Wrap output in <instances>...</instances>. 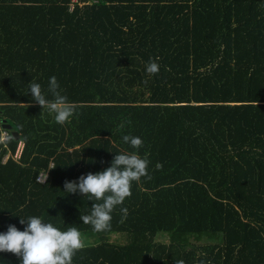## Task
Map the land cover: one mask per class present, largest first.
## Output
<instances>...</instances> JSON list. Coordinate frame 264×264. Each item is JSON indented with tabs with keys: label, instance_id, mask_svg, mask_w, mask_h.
<instances>
[{
	"label": "trees",
	"instance_id": "obj_1",
	"mask_svg": "<svg viewBox=\"0 0 264 264\" xmlns=\"http://www.w3.org/2000/svg\"><path fill=\"white\" fill-rule=\"evenodd\" d=\"M52 76L76 105L63 125L28 88L53 99ZM0 127V233L28 216L76 227L72 264H264V0H0ZM118 153L147 155L151 179L96 232L80 219L95 201L64 183Z\"/></svg>",
	"mask_w": 264,
	"mask_h": 264
},
{
	"label": "clouds",
	"instance_id": "obj_2",
	"mask_svg": "<svg viewBox=\"0 0 264 264\" xmlns=\"http://www.w3.org/2000/svg\"><path fill=\"white\" fill-rule=\"evenodd\" d=\"M157 60L158 57H150L147 61L145 70L148 75L159 72ZM143 83L146 85L148 80L145 79ZM28 88L32 99L42 106V109L54 114L56 123L63 125L75 113L76 105L58 91L59 84L55 76L50 77L48 83V91L53 99H47L42 86L33 80L28 83ZM122 139L137 149L143 143L141 138L132 135H124ZM148 163L147 155L141 158L135 153H118L113 157L111 165L103 171L82 174L78 181L66 180L64 192H79L89 200L95 201L91 206L90 214L80 213V219L84 224H91L96 232L109 230L112 219L110 213L115 206L121 205L125 198L131 195V182L139 181L141 177L151 179L147 172ZM160 167L161 165L158 164L157 168ZM121 212L124 214L123 221L127 216V209L122 208ZM20 223L27 225L23 231L10 224L7 232L0 233V252L16 254L22 258L20 264H72L75 252L84 247L81 233L76 227L61 231L51 222H42L39 216L21 217ZM175 264H185V262L175 260ZM200 264L204 262L201 261Z\"/></svg>",
	"mask_w": 264,
	"mask_h": 264
},
{
	"label": "rangeland",
	"instance_id": "obj_3",
	"mask_svg": "<svg viewBox=\"0 0 264 264\" xmlns=\"http://www.w3.org/2000/svg\"><path fill=\"white\" fill-rule=\"evenodd\" d=\"M52 115V114H51ZM5 129H0V132ZM7 154L4 156V159L6 158ZM200 234L199 233H181V234H169L167 235L171 240H176V241H183V242H196L197 239L199 238H193L192 236H197ZM166 237V236H165ZM164 236H161L162 239H165ZM82 239V242L85 243V240ZM111 241L115 242H124V236L122 234L114 233L110 236Z\"/></svg>",
	"mask_w": 264,
	"mask_h": 264
},
{
	"label": "built area",
	"instance_id": "obj_4",
	"mask_svg": "<svg viewBox=\"0 0 264 264\" xmlns=\"http://www.w3.org/2000/svg\"><path fill=\"white\" fill-rule=\"evenodd\" d=\"M94 1V0H93ZM96 1V0H95ZM0 129H2L0 127ZM7 136H9V134H7V131L6 130H2L0 132V144H3L5 143L6 139H7ZM23 148H24V142L23 141H20L19 144H18V147L16 149V152L14 153L13 157L15 159H20L21 155H22V152H23ZM11 154V152L9 153V155ZM7 155V156H9ZM6 156V157H7ZM5 160V159H4ZM47 177V173L46 172H40L38 175H37V178L36 180L39 181V182H44L45 181V178Z\"/></svg>",
	"mask_w": 264,
	"mask_h": 264
}]
</instances>
